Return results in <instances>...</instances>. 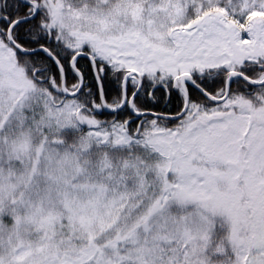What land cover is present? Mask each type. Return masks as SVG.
<instances>
[{
	"label": "snow or ice",
	"instance_id": "1",
	"mask_svg": "<svg viewBox=\"0 0 264 264\" xmlns=\"http://www.w3.org/2000/svg\"><path fill=\"white\" fill-rule=\"evenodd\" d=\"M0 264H264V0H0Z\"/></svg>",
	"mask_w": 264,
	"mask_h": 264
}]
</instances>
